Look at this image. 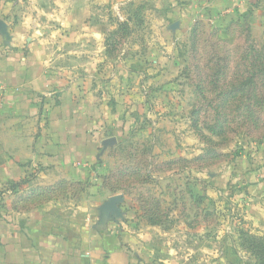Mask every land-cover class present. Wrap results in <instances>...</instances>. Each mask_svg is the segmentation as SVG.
I'll return each instance as SVG.
<instances>
[{
	"label": "rangeland",
	"instance_id": "374dc122",
	"mask_svg": "<svg viewBox=\"0 0 264 264\" xmlns=\"http://www.w3.org/2000/svg\"><path fill=\"white\" fill-rule=\"evenodd\" d=\"M57 1L0 8L17 22ZM110 2L112 72L152 56L131 64L138 92L90 192L117 197L116 218L161 245L157 264H264V0Z\"/></svg>",
	"mask_w": 264,
	"mask_h": 264
},
{
	"label": "crops",
	"instance_id": "0c3cea01",
	"mask_svg": "<svg viewBox=\"0 0 264 264\" xmlns=\"http://www.w3.org/2000/svg\"><path fill=\"white\" fill-rule=\"evenodd\" d=\"M109 4L58 0L51 12L25 8L17 22L0 8V189L35 173L0 199V264L161 261L162 247L145 244V229L128 227L90 192L99 190L105 148L138 92L131 64L152 56L149 47L121 55L112 72Z\"/></svg>",
	"mask_w": 264,
	"mask_h": 264
},
{
	"label": "trees",
	"instance_id": "16d2710c",
	"mask_svg": "<svg viewBox=\"0 0 264 264\" xmlns=\"http://www.w3.org/2000/svg\"><path fill=\"white\" fill-rule=\"evenodd\" d=\"M123 24H121L122 26ZM126 25V24H125ZM106 50H107V53L110 55V50H108V41H106ZM264 71V69L262 70ZM259 72H255L250 78L249 80H247L246 82H256L257 81V78H259ZM264 94V93H263ZM35 176V173H29V175H26L24 176L23 179L15 182L13 181L12 183H7L4 187H2L0 189V199H3L4 197H6L7 193L9 192H13V190H15V188L21 186V185H24L28 182H30ZM103 186V185H102Z\"/></svg>",
	"mask_w": 264,
	"mask_h": 264
},
{
	"label": "water",
	"instance_id": "95a60500",
	"mask_svg": "<svg viewBox=\"0 0 264 264\" xmlns=\"http://www.w3.org/2000/svg\"><path fill=\"white\" fill-rule=\"evenodd\" d=\"M0 32L3 34V35H6V31H5V25L3 22L0 21ZM117 197H113L110 201V208L114 211L115 210V206H116V200Z\"/></svg>",
	"mask_w": 264,
	"mask_h": 264
}]
</instances>
